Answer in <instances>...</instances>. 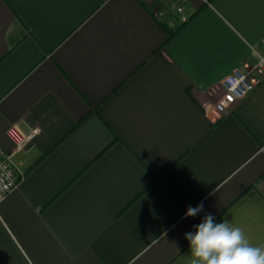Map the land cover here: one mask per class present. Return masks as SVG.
Instances as JSON below:
<instances>
[{
  "label": "crops",
  "instance_id": "obj_1",
  "mask_svg": "<svg viewBox=\"0 0 264 264\" xmlns=\"http://www.w3.org/2000/svg\"><path fill=\"white\" fill-rule=\"evenodd\" d=\"M155 6L0 0V146L38 130L12 157L0 264H187L209 213L264 244V0H189L168 41ZM240 65L255 89L209 115Z\"/></svg>",
  "mask_w": 264,
  "mask_h": 264
},
{
  "label": "built area",
  "instance_id": "obj_2",
  "mask_svg": "<svg viewBox=\"0 0 264 264\" xmlns=\"http://www.w3.org/2000/svg\"><path fill=\"white\" fill-rule=\"evenodd\" d=\"M189 0H156L153 8V15L159 20H167L172 15L180 18V21L188 19L187 3ZM262 50L258 53L256 66L264 68V37L261 40ZM237 66L222 80L225 88L222 97L213 105H208V114H213L216 118L225 114L238 101L251 93L257 80L253 79L250 72ZM38 130L25 131L18 122L11 124L7 130L9 137L15 144L13 151L8 152L0 146V200L13 191L22 179V174L13 163V154L24 148L36 135Z\"/></svg>",
  "mask_w": 264,
  "mask_h": 264
},
{
  "label": "clouds",
  "instance_id": "obj_3",
  "mask_svg": "<svg viewBox=\"0 0 264 264\" xmlns=\"http://www.w3.org/2000/svg\"><path fill=\"white\" fill-rule=\"evenodd\" d=\"M204 210L203 201L188 206L186 217H195ZM195 232L185 234L190 244L187 264H264V244L253 246L244 230L228 219L217 223L212 214H206Z\"/></svg>",
  "mask_w": 264,
  "mask_h": 264
},
{
  "label": "trees",
  "instance_id": "obj_4",
  "mask_svg": "<svg viewBox=\"0 0 264 264\" xmlns=\"http://www.w3.org/2000/svg\"><path fill=\"white\" fill-rule=\"evenodd\" d=\"M176 20H177V22L180 23L176 28H172L167 20L160 21L162 27L165 29V31L167 33V41L169 39H171L177 33V31L184 25V23L187 21V20L186 21H180V18L177 16H176Z\"/></svg>",
  "mask_w": 264,
  "mask_h": 264
},
{
  "label": "rangeland",
  "instance_id": "obj_5",
  "mask_svg": "<svg viewBox=\"0 0 264 264\" xmlns=\"http://www.w3.org/2000/svg\"><path fill=\"white\" fill-rule=\"evenodd\" d=\"M176 17V16H175ZM178 23L176 21L173 22V25L176 26Z\"/></svg>",
  "mask_w": 264,
  "mask_h": 264
}]
</instances>
